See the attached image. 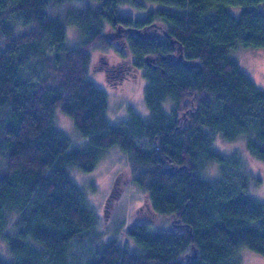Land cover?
<instances>
[{
    "label": "trees",
    "instance_id": "1",
    "mask_svg": "<svg viewBox=\"0 0 264 264\" xmlns=\"http://www.w3.org/2000/svg\"><path fill=\"white\" fill-rule=\"evenodd\" d=\"M69 1L0 0V240L9 255L0 253V264H82V256L83 264H241L242 247L264 257V201L248 195L241 159L214 145L242 140L264 161V90L229 55L264 48V0H147L158 6L145 18L118 15V4L137 0H101L67 18L83 34L72 47L66 20L47 14ZM104 20L131 29L132 58L105 65V76L142 71L148 117L134 109L117 124L106 117V93L88 76V48L112 44ZM56 109L81 142L59 128ZM113 146L127 154L152 211L181 226L134 222L126 230L133 247L113 238L73 257L74 242L99 233L69 170L88 173ZM208 161L220 167L217 180L202 176Z\"/></svg>",
    "mask_w": 264,
    "mask_h": 264
},
{
    "label": "rangeland",
    "instance_id": "2",
    "mask_svg": "<svg viewBox=\"0 0 264 264\" xmlns=\"http://www.w3.org/2000/svg\"><path fill=\"white\" fill-rule=\"evenodd\" d=\"M137 1L140 4L133 5L130 2L118 4L116 8L118 15L145 18L148 11L154 10L158 6V3L147 0ZM101 4V0H70L58 6L49 5L47 14L60 20H66L64 24L67 45L70 47L79 46L83 34H81L79 27L70 23L67 18L77 12H82L88 6L96 8L100 7ZM257 8L264 14V4H258ZM240 10V7L231 6L229 8V12L235 16ZM129 31L131 29L120 24H115L113 28L109 22L104 20L103 33L110 35L107 37L112 44L104 47L96 42L88 48L91 55L88 76L95 86L105 91L107 97L106 117L113 124L127 119L130 109H134L143 117H148V107L143 95L147 80L142 71L130 73L127 70L120 78L116 73H112L109 79L104 73L105 65L126 67L131 62V53L125 48L124 43ZM229 55L236 59L239 69L246 73L259 88L264 90V48L235 47ZM31 71L29 70V72ZM162 105L169 112L171 102L166 101ZM54 119L59 128L68 134L74 144L84 139L67 114L56 109ZM214 145L225 155L235 153L241 159L242 168L240 171H243L242 173L247 177L248 195L264 201V161H258L251 155H247L242 140H237L234 145L230 142L224 148L217 143ZM69 172L76 177H74L76 183L84 188L88 202L98 216L96 231L99 233V239L95 241L86 239L81 243L74 242L71 247L73 257L82 252L86 254L92 248H98L99 245L101 246L113 238H117L121 245L126 244L133 247L126 235V230L134 222H147L154 231L166 228L175 229L181 226L173 215H163L152 211L145 192H142L131 180L133 171L127 154L119 150L118 147L113 146L105 149L98 164L88 173L77 170L75 167H71ZM219 175L218 163L208 161L202 172L203 178L217 180ZM240 251L241 264H264V257L256 251H251L246 247H242ZM0 253L4 257V254L8 255L6 244L2 240H0ZM183 257L184 254H181L178 259H183ZM80 259H82L83 264L88 258L82 256Z\"/></svg>",
    "mask_w": 264,
    "mask_h": 264
},
{
    "label": "flooded vegetation",
    "instance_id": "3",
    "mask_svg": "<svg viewBox=\"0 0 264 264\" xmlns=\"http://www.w3.org/2000/svg\"><path fill=\"white\" fill-rule=\"evenodd\" d=\"M126 29V28H125ZM140 33V32H139ZM141 34V33H140ZM119 75V74H118Z\"/></svg>",
    "mask_w": 264,
    "mask_h": 264
},
{
    "label": "water",
    "instance_id": "4",
    "mask_svg": "<svg viewBox=\"0 0 264 264\" xmlns=\"http://www.w3.org/2000/svg\"><path fill=\"white\" fill-rule=\"evenodd\" d=\"M119 31V29H117Z\"/></svg>",
    "mask_w": 264,
    "mask_h": 264
}]
</instances>
